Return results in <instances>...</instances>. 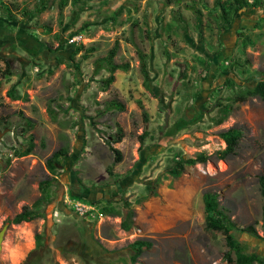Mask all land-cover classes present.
I'll use <instances>...</instances> for the list:
<instances>
[{"label":"rangeland","instance_id":"1","mask_svg":"<svg viewBox=\"0 0 264 264\" xmlns=\"http://www.w3.org/2000/svg\"><path fill=\"white\" fill-rule=\"evenodd\" d=\"M58 1L47 0L36 12L38 0H4L15 16L11 22L0 7V230L6 224L0 264H20L36 233L44 247L32 264H95L92 258L105 250H115L117 264H235L232 252L226 259L223 235L204 230L205 191L217 195L236 227H254L258 238L234 233L248 251L264 254L258 181L264 173V100L231 101L264 79V0L225 25L205 9L214 0H67L61 10ZM192 5L201 11L200 25ZM115 41L114 61L128 69H117L104 87L109 73H95V60ZM89 47L94 50L84 58ZM138 51L145 55L148 81ZM111 100L124 109L107 107ZM184 116L200 119L173 132ZM118 126L123 137L113 144L121 152L115 162L107 141ZM231 127L240 132L238 145L222 159L219 132ZM30 137L29 153L17 155ZM59 148L67 156L51 171L46 160ZM199 152L208 156L205 163L170 173L176 160ZM45 179L56 180L39 206L45 218L11 222L43 196ZM147 180H154L153 194ZM76 202L91 205L89 213L78 214ZM107 205L113 214L102 211ZM88 231L93 245L82 236ZM136 239L151 245L132 261L129 245Z\"/></svg>","mask_w":264,"mask_h":264},{"label":"trees","instance_id":"2","mask_svg":"<svg viewBox=\"0 0 264 264\" xmlns=\"http://www.w3.org/2000/svg\"><path fill=\"white\" fill-rule=\"evenodd\" d=\"M39 4L36 8V12L42 11L44 9L45 4L47 0H38ZM67 0H59V9L61 10L66 5ZM261 4L260 0H255L254 3L250 2L249 0H214L212 8H207L205 6V9H208L209 11H212L214 13V19L217 23H223V25L230 23L234 20L236 15L243 9L256 6ZM3 11L4 15L8 19L9 22L16 21L15 16L13 15L10 7L8 4H5V2L1 3L0 6ZM193 12L195 13L196 17V24L200 25L202 23V14L201 11L192 5L190 7ZM264 18V17H263ZM241 35V34H240ZM118 47V42L115 41L114 45L108 50L106 55L104 57L97 58L95 60V70L94 72H98L101 69L106 70L109 74L107 77H105L102 81L104 84V87L109 86L110 83L114 80V72L119 70H126L128 69V64L126 62L123 63H116L114 61V57L116 55ZM83 47L81 45L76 46L73 49L72 54H76L78 51H80ZM94 50L93 47L87 48L85 54H83V57H88V54L91 53ZM138 56L140 59V70L145 77V79L148 81L149 74L147 69V64L145 62V55L143 52L138 51ZM6 73L5 75L10 73L9 64L6 63ZM262 76L264 77V68L262 70ZM226 84H230V81L227 80ZM10 93V92H9ZM13 99H17V96L14 95L12 92L10 93ZM249 96H258L261 99L264 100V79L258 80L253 86H249L244 90H241L238 94L234 95L231 98L232 102H242L245 101L247 97ZM109 108L113 107L118 110L124 109V104L119 101L111 100L108 103ZM48 114L50 115L51 119H56V113L55 111L49 107L48 108ZM200 119L199 117H180L178 118L171 130L173 132L178 131L184 127H186L189 124H192ZM221 120H217V123H220ZM32 125L28 124V127H31ZM146 135V132L144 131L143 134L139 137L140 141L144 139V136ZM220 137L225 142V147L222 150L217 151V155L219 158H225L229 154L235 153L236 147L238 145V140L240 137V132L236 128H228L226 130H223L219 132ZM123 137V130L121 127H117L116 134H114L111 141H107L109 149L114 154V161L117 162L121 159V152L118 148L114 147V143H118L121 141ZM32 148V137L29 138V142L27 144V147L24 150L21 151H15V153L19 156L26 155L29 153V151ZM66 150L63 148H59L55 150L50 157L46 160L47 168L51 171L55 169L56 162L60 157H66ZM208 159V156L203 153L199 152L194 157H181L179 160H176L173 164V166L169 169L170 173L173 176H178L184 166L186 164H195V163H205ZM157 180V179H155ZM259 185H260V192L262 196H264V173L260 174L258 177ZM56 182V180L51 179H45L40 182V187L42 192L44 193L43 196H40L37 198L33 204L32 208H29L28 206H23L22 209L16 213L12 218L11 222L18 224L21 222H29L35 218L38 217H44L45 218V210L44 208H40L39 206L46 200L45 196L49 192L50 185ZM154 180H147L145 183L146 189L153 194V186L152 183ZM54 194L57 192V190L52 191ZM203 204H204V211H205V225L204 230L206 232H211L212 230L219 231L225 240V244L228 248V252L226 254V259L229 258L230 253L232 252L234 254V263L235 264H264V254H260L256 251H248V247L245 243L240 241L237 236L234 233V230L239 232H246L247 234L253 236V237H259L256 233V230L253 226H245L243 228L236 227L235 224L230 220V218L226 215L223 209L219 208L217 195L214 192L211 191H205L202 195ZM102 211L106 214H113L114 208L110 205L103 206ZM264 212V207H263ZM128 220L132 218L133 211H128ZM121 226L127 230L130 227V224L127 223L126 218H123L121 220ZM84 230H86L84 228ZM83 230V231H84ZM83 232H81L82 235ZM85 240H88L92 245L96 242V239L91 235V233L88 231L87 234L83 233L82 235ZM86 236L88 238L86 239ZM35 240V246L32 250H30L26 257L23 259V261L20 264H32V262L38 257V253H40L44 247L42 243V234L36 233L34 235ZM151 245V242L146 239H136L133 241L129 247L132 250V254L130 255V259L134 261L136 257L141 253L143 247H149ZM77 246H73L72 249H77ZM61 250L66 251L64 246L60 248ZM115 250H105V255L101 256L100 254H96L92 260L95 264H117L112 260L113 253ZM106 260V262H104Z\"/></svg>","mask_w":264,"mask_h":264},{"label":"built area","instance_id":"3","mask_svg":"<svg viewBox=\"0 0 264 264\" xmlns=\"http://www.w3.org/2000/svg\"><path fill=\"white\" fill-rule=\"evenodd\" d=\"M4 2V0H0V6H1V3ZM76 38H72L70 39V42H73ZM91 205H87L86 203H80V202H76L74 203V210L80 214V215H85L86 212L89 213V209H90Z\"/></svg>","mask_w":264,"mask_h":264},{"label":"water","instance_id":"4","mask_svg":"<svg viewBox=\"0 0 264 264\" xmlns=\"http://www.w3.org/2000/svg\"><path fill=\"white\" fill-rule=\"evenodd\" d=\"M5 229H6V224L0 230V249H1V242H2V239H3V235H4V232H5Z\"/></svg>","mask_w":264,"mask_h":264}]
</instances>
